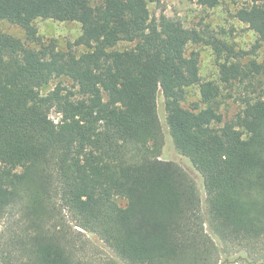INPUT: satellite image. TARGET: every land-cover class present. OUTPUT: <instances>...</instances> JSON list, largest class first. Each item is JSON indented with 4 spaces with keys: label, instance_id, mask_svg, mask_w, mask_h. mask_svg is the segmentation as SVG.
<instances>
[{
    "label": "trees",
    "instance_id": "trees-1",
    "mask_svg": "<svg viewBox=\"0 0 264 264\" xmlns=\"http://www.w3.org/2000/svg\"><path fill=\"white\" fill-rule=\"evenodd\" d=\"M234 17L264 41V0ZM36 18L78 22L74 45L86 50L40 41ZM3 20L38 47L0 29V221L14 215L18 228L2 264H79L61 209L128 264H217L193 178L159 158L158 95L176 149L203 179L214 230L238 243L264 239V62L242 63L179 19L151 17L148 0H0ZM122 41L133 45L117 48ZM201 41L230 52L219 64L226 85L262 80L224 122L211 105L217 85L201 81L198 53L187 50ZM54 78L69 84L43 94ZM194 85L204 107L183 105Z\"/></svg>",
    "mask_w": 264,
    "mask_h": 264
},
{
    "label": "rangeland",
    "instance_id": "rangeland-1",
    "mask_svg": "<svg viewBox=\"0 0 264 264\" xmlns=\"http://www.w3.org/2000/svg\"><path fill=\"white\" fill-rule=\"evenodd\" d=\"M249 2L250 0H222L217 6L208 8L202 6L199 0H148V9L150 16L153 18L165 15L179 19L186 27L196 29L208 41L216 39L231 47L234 52H241L240 61L242 63H246L251 59L264 62V41L259 42L257 46L256 33L247 24L234 17L235 10ZM33 26L36 28L40 41L54 40L58 49L67 50L70 47L76 55L86 50L82 45H74V41L81 34L80 24L76 21L36 18L33 21ZM0 29L4 33L20 38L30 47H38L36 43L25 40L24 30L18 25L3 20L0 22ZM132 45V43L122 41L117 45V48L122 49ZM187 50H194L198 53L201 81H210L217 85L219 89V93L212 100L211 105L216 107L217 111L222 114V122L231 119L240 111L243 97L255 95L252 92L253 87L257 89V92L260 91L262 87L260 81L262 80L258 76L252 80L253 86L248 85L247 80L234 82L230 85H226L220 80L219 64L224 61L227 55H230L226 47H222L221 54L217 55L211 44L201 41L200 43L188 44ZM59 81L63 84H69L64 78H54L41 89V92L43 94L47 93ZM193 102H198L201 107L205 106L201 103L198 85L186 89L183 105L187 107ZM157 113L162 129V145L159 158L176 163L193 178L200 197L205 232L211 236L215 245L214 255L217 264H229L230 262H235V264H264V239L248 244L245 242L238 243L237 241L223 239L214 230L213 224L209 222L203 179L190 160L176 149L166 124L163 100L159 95ZM50 117L55 121L58 119V115L54 111L50 112ZM219 125L217 123L213 124L215 127ZM118 202L120 205L124 204L122 200H118ZM60 213L64 218L69 245L73 250V258L79 264H128L120 259L97 234L75 226L66 209H61ZM16 218L12 215L11 218H4L0 221V264H2L1 254L13 250V238L18 230L15 225Z\"/></svg>",
    "mask_w": 264,
    "mask_h": 264
}]
</instances>
